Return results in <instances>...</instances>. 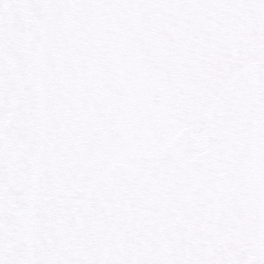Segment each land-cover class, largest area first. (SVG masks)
I'll return each instance as SVG.
<instances>
[{"label": "snow or ice", "instance_id": "obj_1", "mask_svg": "<svg viewBox=\"0 0 264 264\" xmlns=\"http://www.w3.org/2000/svg\"><path fill=\"white\" fill-rule=\"evenodd\" d=\"M0 264H264V0H0Z\"/></svg>", "mask_w": 264, "mask_h": 264}]
</instances>
